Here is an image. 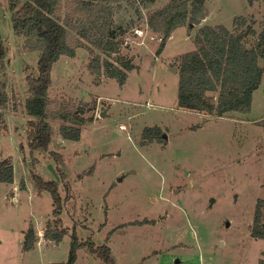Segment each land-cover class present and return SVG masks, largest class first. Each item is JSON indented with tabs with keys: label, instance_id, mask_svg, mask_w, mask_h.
Here are the masks:
<instances>
[{
	"label": "rangeland",
	"instance_id": "1",
	"mask_svg": "<svg viewBox=\"0 0 264 264\" xmlns=\"http://www.w3.org/2000/svg\"><path fill=\"white\" fill-rule=\"evenodd\" d=\"M168 1L156 0L154 8ZM205 4L207 16L174 29L159 53L161 38L144 23L128 31L120 54L133 57L136 67L123 84L96 78L82 47L53 65L50 98L84 102L85 116L93 117L81 126L78 140H63L56 133L61 121L50 120V148L62 153L68 182L67 188L65 181L58 184L66 196L61 218L68 230L54 242L43 237L52 197L37 191L33 176L53 179L48 165L55 169L56 164L47 153L34 151L38 162L32 166L25 138V76L37 75L38 52L23 48L13 33L8 1L0 0L8 94L0 160L11 157L13 163V181L0 182V264H65L73 229L80 240L105 242L115 264H259L264 258V239L249 230L256 202L264 199V76L246 113L215 117L177 105L178 56L195 49L197 30L231 28L236 16L255 20L259 30L264 2ZM149 127H159L162 140L152 132L144 138ZM30 225L37 241L24 250ZM76 254L73 264H104L85 247Z\"/></svg>",
	"mask_w": 264,
	"mask_h": 264
},
{
	"label": "trees",
	"instance_id": "2",
	"mask_svg": "<svg viewBox=\"0 0 264 264\" xmlns=\"http://www.w3.org/2000/svg\"><path fill=\"white\" fill-rule=\"evenodd\" d=\"M7 1L12 11L14 35L24 49L38 52L37 75L25 76L28 85L24 101L25 138L32 154V166L38 162L34 151L47 153L56 164L59 179H44L34 174L33 181L37 191H49L52 197V218L45 224L43 237L58 242L68 230L61 218L66 196L63 198L58 191L59 181L66 180V173L62 169V153L50 148L54 131L50 120L61 121L56 133L63 140H78L81 126L91 122L93 117L85 116L84 102L50 98L48 89L53 65L61 56L74 57L76 49L82 47L90 55L87 67L96 78L103 75L123 84L127 72L136 67L132 63L133 57L120 54L126 33L144 23L149 31L161 38L159 53L174 29L184 24L191 27L207 16L206 0H169L157 8H154L156 0ZM253 1L249 0L250 3ZM255 24L253 19L236 16L231 28L218 24L203 25L197 30L195 49L178 56L179 107L215 117L228 112L249 111L253 92L264 76V20L258 24L259 30ZM5 55L0 34V130L6 129L7 124L3 118V110L8 105ZM150 132L153 138L162 140L159 127L144 129L143 137ZM12 181L13 163L11 157H6L0 160V182ZM64 185L67 188L68 182L65 181ZM249 230L251 236L264 239V199L256 202ZM36 239L35 228L30 225L24 233L23 249H33ZM80 247L100 256L104 264H115L105 242L96 244L92 237L80 240L76 229L71 232L69 257L65 264L74 263ZM259 264H264V258Z\"/></svg>",
	"mask_w": 264,
	"mask_h": 264
},
{
	"label": "water",
	"instance_id": "3",
	"mask_svg": "<svg viewBox=\"0 0 264 264\" xmlns=\"http://www.w3.org/2000/svg\"><path fill=\"white\" fill-rule=\"evenodd\" d=\"M101 115H103V113H101ZM163 137L166 138V135L164 134ZM48 166H49V168H50V171H51L52 174L54 175L55 179H59L58 174L56 173V171H55V169L52 167V165L49 164ZM212 202H213V199L211 198V199H210V203H212ZM225 225L228 226V225H229V221H226V222H225Z\"/></svg>",
	"mask_w": 264,
	"mask_h": 264
}]
</instances>
